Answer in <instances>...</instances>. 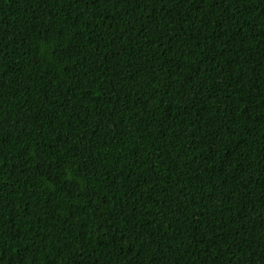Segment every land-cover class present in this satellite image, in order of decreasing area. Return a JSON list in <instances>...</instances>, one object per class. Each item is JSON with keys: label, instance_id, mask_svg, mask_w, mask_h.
I'll return each instance as SVG.
<instances>
[{"label": "trees", "instance_id": "trees-1", "mask_svg": "<svg viewBox=\"0 0 264 264\" xmlns=\"http://www.w3.org/2000/svg\"><path fill=\"white\" fill-rule=\"evenodd\" d=\"M0 264H264V0H0Z\"/></svg>", "mask_w": 264, "mask_h": 264}]
</instances>
